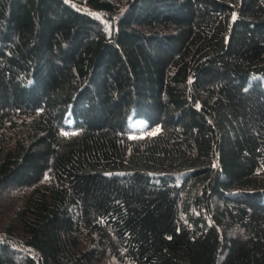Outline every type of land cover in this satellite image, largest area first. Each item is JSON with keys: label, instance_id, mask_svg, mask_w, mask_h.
I'll use <instances>...</instances> for the list:
<instances>
[{"label": "trees", "instance_id": "trees-1", "mask_svg": "<svg viewBox=\"0 0 264 264\" xmlns=\"http://www.w3.org/2000/svg\"><path fill=\"white\" fill-rule=\"evenodd\" d=\"M0 264H264V0H0Z\"/></svg>", "mask_w": 264, "mask_h": 264}, {"label": "rangeland", "instance_id": "rangeland-1", "mask_svg": "<svg viewBox=\"0 0 264 264\" xmlns=\"http://www.w3.org/2000/svg\"><path fill=\"white\" fill-rule=\"evenodd\" d=\"M116 1H118V0H116ZM12 216H13V211H9V212L7 211V213L6 212H4V213L1 212L0 226L1 227L5 226Z\"/></svg>", "mask_w": 264, "mask_h": 264}]
</instances>
